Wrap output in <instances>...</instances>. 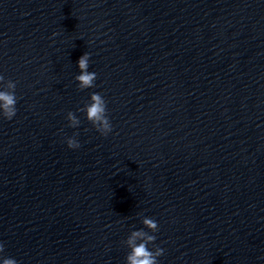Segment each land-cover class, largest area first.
I'll return each mask as SVG.
<instances>
[{
  "label": "clouds",
  "instance_id": "obj_1",
  "mask_svg": "<svg viewBox=\"0 0 264 264\" xmlns=\"http://www.w3.org/2000/svg\"><path fill=\"white\" fill-rule=\"evenodd\" d=\"M53 35L55 36L57 33H53ZM89 59L90 54L86 52L78 60L79 74L75 76V80L78 82L80 90L95 87L97 74L88 71ZM4 79V76L0 75V88L3 89L0 90V117L12 120L17 112L16 82L8 80L4 83ZM78 111L85 113L87 121L91 123L100 135L107 136L112 132L107 102L100 93H92L90 95V102L86 103ZM66 119L70 127H79L80 120L73 112L69 111ZM66 144L69 149L80 147V143L75 138V135L67 138ZM142 224L148 231L144 229L132 231L124 242L130 250L126 256V264H159L158 258L164 255L165 250L155 244L157 237L151 234L158 231V223L152 218L144 217ZM149 245H152L151 249ZM4 250L5 246L3 242H0V254H3ZM0 264H18V262L14 258H2Z\"/></svg>",
  "mask_w": 264,
  "mask_h": 264
}]
</instances>
